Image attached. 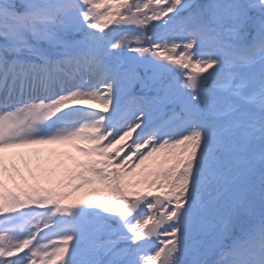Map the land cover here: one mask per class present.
Listing matches in <instances>:
<instances>
[{
	"label": "snow or ice",
	"instance_id": "1",
	"mask_svg": "<svg viewBox=\"0 0 264 264\" xmlns=\"http://www.w3.org/2000/svg\"><path fill=\"white\" fill-rule=\"evenodd\" d=\"M0 264H264V0H0Z\"/></svg>",
	"mask_w": 264,
	"mask_h": 264
},
{
	"label": "rangeland",
	"instance_id": "2",
	"mask_svg": "<svg viewBox=\"0 0 264 264\" xmlns=\"http://www.w3.org/2000/svg\"><path fill=\"white\" fill-rule=\"evenodd\" d=\"M60 148V146L58 145H43V146H38L36 147L31 146L30 148H28L29 150L23 153H19V154H23L25 159H28L32 162V164H36V162L38 161V159H42L44 157H46L47 155L50 154V150L52 149H57ZM39 154V155H37ZM77 195H82V193H78Z\"/></svg>",
	"mask_w": 264,
	"mask_h": 264
},
{
	"label": "bare ground",
	"instance_id": "3",
	"mask_svg": "<svg viewBox=\"0 0 264 264\" xmlns=\"http://www.w3.org/2000/svg\"><path fill=\"white\" fill-rule=\"evenodd\" d=\"M36 147L38 146H43V145H35ZM31 146H27V147H21V148H17V149H11L9 150L10 153H23L29 150L28 148H30Z\"/></svg>",
	"mask_w": 264,
	"mask_h": 264
}]
</instances>
